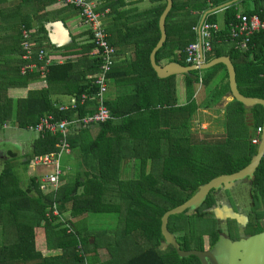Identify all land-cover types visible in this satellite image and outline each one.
Masks as SVG:
<instances>
[{
  "label": "trees",
  "instance_id": "obj_1",
  "mask_svg": "<svg viewBox=\"0 0 264 264\" xmlns=\"http://www.w3.org/2000/svg\"><path fill=\"white\" fill-rule=\"evenodd\" d=\"M118 1L115 10L126 6L124 0ZM172 1L166 20L168 40L156 53L157 64L168 61L188 66L185 50L197 40L193 28L210 10L232 4L224 12V28L220 37L213 40L210 60L228 57L238 91L246 97L264 99V33L254 36L252 48L245 53L235 51L231 42L220 40L228 37L230 23L239 14L236 0ZM61 6L65 13L79 16V11ZM256 6L255 11L242 14L260 13L262 0H257ZM166 7L167 0H154L151 8L135 12L136 19L144 18L140 27L131 24V12L121 15L125 21L117 30L104 25L110 35L108 44L116 50L115 57L122 55L119 53L126 47L132 52L128 59L115 63L108 75L106 106L113 119L89 128L69 127L66 141L68 155H74L73 178H68L61 168L64 175L60 188L43 192L38 177L24 182L11 162L4 163L0 170V264H200L195 256L180 258L173 247L161 249L163 218L212 178L233 174L250 164L257 146L251 145L254 135L248 131L255 133L263 125L264 108L258 105L249 109L232 100L224 108L225 134L208 133L201 137L195 132L194 120L199 111L218 107L229 92V84L216 87L200 107L195 99L199 72L191 71L185 74L187 104L178 106L176 76L159 78L150 59L162 37L159 21ZM102 8H108V4ZM218 20V14L207 18L209 23ZM23 26L18 32L7 31L0 41V132L12 125L31 133L29 129L49 115L62 121L93 114L97 108L95 100L77 110L61 112L62 106L57 107L52 96L72 97L95 91L96 85L87 77L100 70L101 60L96 57H86L91 69L80 72L86 67L80 59L73 63L63 56L60 65L54 63L47 68L48 89L28 91L21 99L12 96L11 90L27 91L32 83L42 79L38 72L20 75L25 64L21 60V29L31 32L28 24ZM44 34L43 28L32 33L35 62L41 50H55L44 44ZM75 48L71 54L81 55L84 51L88 54L94 46ZM51 53L50 58L57 59ZM219 68L225 70L222 65L213 67L214 71L204 78L206 85ZM125 86H133V90L125 94L112 91ZM234 136H248L245 149L231 141ZM63 140L60 134L40 135L32 146L31 160L59 152ZM127 161L136 164L131 179L122 174ZM254 192L264 196L261 162L254 178ZM55 211L59 216H54ZM86 215H116L117 225L111 230H89L83 219ZM66 216L71 220L64 221ZM191 218L181 214L170 219L169 230L177 234L183 249H189L199 239L192 228L189 230ZM263 230L260 228L259 232ZM43 251L55 253L45 256Z\"/></svg>",
  "mask_w": 264,
  "mask_h": 264
},
{
  "label": "crops",
  "instance_id": "obj_2",
  "mask_svg": "<svg viewBox=\"0 0 264 264\" xmlns=\"http://www.w3.org/2000/svg\"><path fill=\"white\" fill-rule=\"evenodd\" d=\"M86 1L93 3L96 7V10L100 12L101 15H103V20H102L103 27L105 24H108V28L110 29L115 28V30H117V28L120 27L125 21V16L122 17L121 15L127 12H131L130 16L128 17L133 18V21H131V24L133 23L132 25L139 27L143 26L144 18L140 17L139 19H136L137 15L135 14V12H142L144 10L151 8L152 1L154 0H124V4L126 6L123 8L120 7L118 10H115L116 4H120V1L118 0H86ZM249 1L250 0H237V2L235 3L236 10L239 13L255 11L257 8L256 6L257 1L252 0L251 5L250 3H247ZM106 3L108 4V8L105 9L102 8L103 6H106ZM245 4L246 7L244 11H241L240 6ZM225 9L226 8H224L220 12L213 13L222 16L221 23H219V20L217 23L220 24L222 27H224L223 15L224 12L227 10ZM207 18L205 21H207ZM200 23L195 28L199 27ZM23 24H28L32 33L37 32L39 28L44 29L45 34L43 36L47 38V41L44 44L47 47L51 45L52 47L55 48V50L52 49L47 51L49 57H50L49 53L52 52L51 55L57 58L55 59V64L60 65L64 61V59L62 58L64 56V58H66V61H70L73 63L77 62L80 59V62L86 65V67L82 68L80 72H84L86 70L91 69V66L87 62L86 57L94 58V55L92 54L94 52V48L88 54H85L86 53L85 51L81 55L71 54L72 48L76 50L75 48L76 46L85 47L91 45L92 44L91 35L89 31L85 30V28L82 26L81 19L78 16V14L74 15V13L72 12L70 13L64 12V8L61 6L60 0H0V41L2 39V36L5 35L7 31L11 32L16 30V32H18L21 27H24ZM107 35H108V39H110V35L109 34ZM72 45L75 46L73 47ZM131 52H132L131 48L126 47L121 53H119L122 55L116 56L115 58L116 63L120 60L128 59ZM212 54L213 51H211V53L207 55V57L205 58V64H208L212 60L216 59L214 58L210 60ZM168 63H169L168 61L161 62V64L163 65H166ZM201 72L202 71H199V83L196 86V95H195L196 102L200 107L206 103V100L210 96L211 92L215 90L216 87L218 86L223 87L226 85V83H228V76L226 69L223 70L219 68L216 70L217 75L214 79L217 82L215 83L216 84L215 88H213L211 84L208 85L205 84L204 82L205 77L200 75ZM90 76L92 75H89L87 78L89 79ZM176 84H177L178 106H185L187 104L185 74L176 75ZM46 89H48V84L45 81V79L42 78L41 80L32 83L27 89V91L11 90V93L12 96H14L16 99H21L26 97L28 91H42ZM56 89H59V87H57ZM132 90H133V86L119 87L116 90L115 88L112 89L113 93L115 94L130 93ZM108 97H109V92H108ZM52 99L53 102H55L56 106L59 107L63 105H68L70 103L71 97L54 94L52 96ZM66 99L68 100V103ZM230 102H232V99L229 95V92H227L225 96L221 99V103L218 107H216L213 111H202V110L199 111L198 115L195 117V120L196 121L221 120V116L225 114L224 108ZM11 126L12 125L7 126L4 132H0V170L5 162H11L12 165L14 166V170L21 172L23 166L25 165L26 156L32 153V146L35 145L40 135L36 133V137L32 138L31 140L20 139L16 136H13L11 134L12 132H9ZM15 130L19 131L16 128ZM29 134H35V132L34 133L31 132ZM263 156L260 161L261 163L263 161ZM122 169H124L125 172L123 178L131 179L135 176L136 164L134 161L124 162ZM40 170L43 172L45 171L39 169V172ZM122 174H123V170H122ZM40 175L41 174L39 173V175L36 177H39ZM29 179L23 181L26 182ZM41 250H43V248H41ZM43 252L45 253L47 251H43ZM45 256H49V254Z\"/></svg>",
  "mask_w": 264,
  "mask_h": 264
},
{
  "label": "built area",
  "instance_id": "obj_3",
  "mask_svg": "<svg viewBox=\"0 0 264 264\" xmlns=\"http://www.w3.org/2000/svg\"><path fill=\"white\" fill-rule=\"evenodd\" d=\"M236 2L237 0L235 3ZM262 2L263 9L254 16L239 13L235 20L230 23L228 37H222L220 40L231 42L234 46V50L237 52L240 51L245 53L250 51L254 36L259 33H264V0H262ZM60 3L64 7H71L79 11L82 26L85 30L89 31L91 35V43L94 46V52L92 54L94 57L101 60V65L100 70L95 75L89 77L90 80H93L97 89L92 93L83 92L79 96H72L70 103L59 109L61 112L77 110L79 106L85 105L89 100H95L97 108L93 114L81 118L77 117L73 120L62 121L56 120L54 115H49L47 118L42 119L37 127L29 129L30 132H35L39 135H45L46 133L60 134L64 139L59 152L36 156L32 159V163H34L37 168L47 171L45 174H41L38 177L39 188L43 192L57 190L62 184L61 177L64 175V172L61 170L60 158L64 154H70L69 144L66 141L69 127L77 126L78 129L89 128L95 125L105 124L113 119L106 103L109 89L108 75L116 63V50L108 44V36L102 23L103 15L96 10L93 3L86 0H60ZM223 28L224 27L220 24L205 21L201 26L194 29L198 36L197 41L196 43H192L187 50H185L187 55L186 63L188 66L201 67L205 64V58L213 50V40L220 37ZM21 37L23 40V55L21 56V60L25 64L20 68V75L26 76L27 74L38 72L41 74L42 78L45 79L48 73L47 68L55 63L54 58H50L48 52L41 50L38 55H36L37 62H35V46L34 43L31 42L32 32H28L26 29L22 28ZM220 42L221 41H219V43ZM262 133L263 126H260L255 131L252 140H250L251 145L256 146L259 144ZM262 165L264 166V156ZM54 216H59L57 211L54 212ZM66 227L68 228V225H66L65 228Z\"/></svg>",
  "mask_w": 264,
  "mask_h": 264
},
{
  "label": "water",
  "instance_id": "obj_4",
  "mask_svg": "<svg viewBox=\"0 0 264 264\" xmlns=\"http://www.w3.org/2000/svg\"><path fill=\"white\" fill-rule=\"evenodd\" d=\"M232 4H228L227 6H222L219 8H215L206 13L200 23V26L205 22L208 15L213 13L220 12L226 7H230ZM173 8V1L167 0V7L162 14L159 21V28L161 29L162 37L154 51H152L150 59L151 64L156 71L157 75L161 79H165L171 76H176L180 74H187L191 71L199 72L206 71L212 67L217 65H222L226 69L228 76V84H229V95L232 100L241 104L246 108H253L255 106H262L264 108V99L246 97L242 95L237 88L236 78H235V70L232 66L229 58H217L212 60L208 64H204L201 67L195 66H182L178 63H168L166 65L157 64L156 62V53L164 47L165 43L168 40V31L166 20ZM264 154V122H263V133L261 136V140L257 145L256 153L251 158L250 164L244 169L239 170L230 175H222L210 180L208 183L201 185L198 190L184 203L181 204V207L167 213L163 218V238L164 242L161 245V249L163 250L165 247L172 246L178 253L180 258H189L190 256H196L201 260L202 264H209L208 259L211 264H216L215 262H219L220 264H264V233L258 234L248 239H241L237 242H231L227 240L224 236L219 237L218 243L215 245L212 253L205 254L197 250L184 251L181 250L180 244L177 241L176 235L169 230L170 219L177 215L183 214L186 210V214L188 216L192 215L197 208H200L207 196L209 195L211 190H218L220 187L225 185V189H229L231 186L237 185L242 182H250L253 183L256 171L259 168V164L261 158ZM217 219L224 220L225 217L231 219H238V217L230 212L226 213L223 209L215 210Z\"/></svg>",
  "mask_w": 264,
  "mask_h": 264
},
{
  "label": "rangeland",
  "instance_id": "obj_5",
  "mask_svg": "<svg viewBox=\"0 0 264 264\" xmlns=\"http://www.w3.org/2000/svg\"><path fill=\"white\" fill-rule=\"evenodd\" d=\"M247 3H250V5H251L252 0H250ZM245 7H246V4L241 5L240 10L244 11ZM221 18H222V16L218 15L219 23H221V21H222ZM211 69H209L207 71H202L200 73V75H202L203 77H206L208 74H211L214 71L213 69L212 70ZM216 82L217 81L214 79L210 83L213 88H215ZM67 103H68V100H67ZM194 124H195V127H194L195 132L198 135H200L201 137L204 135H208V133L215 135V134H225L227 132V118L225 115L221 116V120H213V121H196V120H194ZM249 130L250 131H248V132H250L252 135H254V131H252V129H249ZM9 132H12L11 134L13 136H16L20 139L31 140L32 138L36 137V133L35 134H29V133H25V132H21V131H16L13 126L10 127ZM251 134H250V137H251ZM231 139H232L231 141L235 142L236 144H239L242 149H245V145L247 144L248 136H244V137L234 136ZM31 158H32L31 153L26 156L27 162L23 166L22 171L21 172L19 171V174H18L19 179H22L25 181L29 178L38 176L39 173L45 174L47 172L46 170L44 172L40 170V172H39V169L34 165V163H32ZM60 166H61L63 171H66L68 178L74 177V175H75L74 155H68V154L62 155V157L60 158ZM122 170H123V175H124V173H125L124 169H122ZM228 193L234 196L233 197L234 199L232 200V202L234 205H236L237 209H240V211H242V212H240L242 215L239 214L240 218H242L241 216H244L248 213V211H246L245 209L249 210L248 204L250 203L252 196H253L251 185H249L247 183V184L238 186L237 188L233 189L231 192H228ZM255 196L258 198L257 209L263 208V211H264V198H263L264 196L261 194L259 196H257L255 194ZM222 209L226 213H230L232 211L228 207L226 202L223 203ZM190 217H192V218L189 221V223H190L189 226H190V228H192V231L195 233V235L197 234L196 236H199V238H201V236L203 237V235H200L201 233H209V232L211 233V232H214L216 229L218 230L220 228V225L216 221L211 219L210 217H207V218L204 217L202 219H199L198 217H195V216H190ZM258 217H259V219L263 218L262 215H259ZM83 219L86 220L85 225H86L87 229H89V230H98V231H102L105 229L111 230V229H114L117 225L116 215H86V216H84ZM69 220H71V218L69 216H66L65 221H69ZM261 227H263V225L259 224V228H258V226L254 227L253 230H252V228H250L251 231L248 234L257 233V231H259L258 229H260ZM222 229H224V228L222 227ZM168 247H171V246H168ZM168 247H165L164 249H166ZM53 253H55V252H45L44 255L53 254ZM86 264H90V263L87 262Z\"/></svg>",
  "mask_w": 264,
  "mask_h": 264
},
{
  "label": "flooded vegetation",
  "instance_id": "obj_6",
  "mask_svg": "<svg viewBox=\"0 0 264 264\" xmlns=\"http://www.w3.org/2000/svg\"><path fill=\"white\" fill-rule=\"evenodd\" d=\"M222 175H230V174H222ZM222 175H218L216 177H219ZM216 177H214V178H216ZM214 178H212V179H214ZM247 183L249 185H251L253 196H252L250 203L248 204L249 210L245 209L246 211H248V213L244 216H241L242 218H240L239 214H241L240 212H242V211H240V209H237L236 205L233 204L232 200L234 199L233 198L234 196L229 194L228 192H231L233 189L237 188L238 186H241V185H244ZM225 188H226L225 185H223L218 190H211L209 195L207 196V198L205 199V201L201 205V207L197 208L196 211L192 215H190V216L198 217L199 219H202L204 217L205 218L210 217L211 219H213L214 221H216L220 225V228L218 230L216 229L214 232H211V233L210 232L209 233H201L200 235H203V237L201 236V238L198 239V242L193 243L189 249H183V246L179 243V241L177 239L178 243L180 244L181 250H184V251L197 250V251H200L202 253L209 254V253H212V250L214 249L215 245L218 243L220 236H224L227 240H229L231 242H237V241H240L241 239H248V238H251V237L256 236L258 234L264 233V230H263L262 232L257 231V233H255V234H248L251 231L250 228H252V230L254 227H257V226L259 228V224H262L263 227H261V228H264V211H263V208L257 209L258 198L255 196V192H254V181H253V183L245 181L242 183H238L237 185L231 186L229 189H225ZM188 199H189V197L186 200H188ZM224 202H226L228 207L232 210L231 212L234 213L238 217V219H231L228 217H225L224 220L217 219V215H216L215 210L218 208L222 209V205ZM186 212H187V210L183 214L188 216L186 214ZM208 214H211V215L207 216ZM259 215H262L263 218L259 219V217H258ZM222 227L224 229H222ZM190 229L191 228L189 226V230ZM191 232L193 233L192 230H191ZM214 234H216V239H215ZM175 235L177 238V234H175ZM176 253H177V251H176ZM177 255H178V253H177ZM197 259L199 260V263L202 264L201 260L198 257H197ZM207 261L209 264H211L209 259ZM215 263L220 264L217 261Z\"/></svg>",
  "mask_w": 264,
  "mask_h": 264
}]
</instances>
